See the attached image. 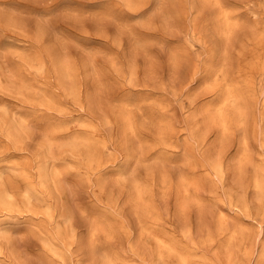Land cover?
<instances>
[{
    "label": "rangeland",
    "instance_id": "1",
    "mask_svg": "<svg viewBox=\"0 0 264 264\" xmlns=\"http://www.w3.org/2000/svg\"><path fill=\"white\" fill-rule=\"evenodd\" d=\"M7 2L11 3V0ZM191 2L164 0V7L172 17L166 26L170 36L169 56L177 65V91L181 87L186 88L195 98L192 138L194 146L203 143L207 149L203 161L193 163L182 181H178L177 175L172 172L152 167L150 195L144 193L142 180L134 197L129 196L127 185L113 195L118 197L121 215L132 233V239L125 242V247L128 242L133 243V247L139 244L138 251L145 261H158L159 264H238L245 251L264 247V165L260 162L257 147L264 140V97L260 96L264 42L258 34L242 33L235 27L231 15H220L212 7L215 0H196L194 8ZM223 6L227 10L232 5ZM8 27L0 20V31ZM153 27L156 32L159 31V25L150 26ZM205 43L216 58L217 69L214 74L206 76L202 75L203 69L193 56ZM123 46L127 47L126 41ZM99 53L112 55L104 49H88L81 55L86 59L95 55L100 65L103 60ZM54 55L50 49L34 50L11 45L6 40L0 41V151L9 149V137L26 141L25 146L35 140L47 144L44 151L49 155L61 156L69 161L86 159L91 169H97L106 163L103 153L111 151V146L106 143L105 137L93 141L89 125H94V121L80 119L81 127L74 128L68 120L60 121L56 115L59 109L71 111L73 98L77 95L87 110L85 99L92 89L80 79L83 75L81 56L72 52L67 57L63 71L71 75V80L64 81L56 77L50 67V57ZM149 56L153 57V67L159 80L154 91L137 95L155 101L158 112L167 109V113L180 119L178 107L165 103L162 95L167 88V76H160L163 62L154 53L150 52ZM116 63L118 67H124L119 61ZM136 64L135 82L142 84L143 56L137 58ZM100 80H104L103 74ZM149 87L153 85L149 84ZM110 95L115 97L117 93ZM211 97H217L218 101L209 105L207 101ZM18 103L24 105L23 112L16 111ZM124 103L129 109L124 116L135 127L144 109L141 108L140 113L135 110V105L140 103L137 100ZM34 111H42L47 117L46 122L33 121L31 114ZM102 115L110 121L115 119L110 110L103 111ZM22 121H27V124ZM156 122L157 135L167 138L179 131L174 123L170 130L167 122L159 116ZM233 122H242L246 128V145H242L240 133L233 131ZM115 132L119 133L118 126ZM183 138L181 133L180 139ZM174 147L181 146L174 144ZM8 155L17 161L24 176L9 177L5 183L7 192L0 195H6L21 211L45 213L46 218L55 224L57 218L52 208H35L24 199L26 184L40 179L39 173H33L39 162L34 164L30 155L20 157L11 152ZM150 156L151 153L145 156L146 164H152ZM143 174L147 176L149 170ZM104 179L115 183L119 177L109 174ZM92 182H96L94 178ZM110 191L106 185L100 193L105 201ZM130 198L134 200L132 206L126 203ZM78 202L85 207V201ZM133 207L139 213L135 218ZM108 222L113 223V220ZM153 224L157 227L150 226ZM58 227L63 229L64 225ZM100 227H106L103 220ZM72 228L75 230L74 239L78 240L80 229L75 222ZM69 237H72L71 232L66 236L60 231L57 235L54 230L52 237L43 242L32 240L19 252L14 264H31L38 248L45 251L54 264H67L60 239ZM45 244L49 245L48 249H44Z\"/></svg>",
    "mask_w": 264,
    "mask_h": 264
},
{
    "label": "clouds",
    "instance_id": "2",
    "mask_svg": "<svg viewBox=\"0 0 264 264\" xmlns=\"http://www.w3.org/2000/svg\"><path fill=\"white\" fill-rule=\"evenodd\" d=\"M195 4L196 0H192L191 7L194 8ZM224 4L232 6L225 10ZM212 7L220 15H231L235 27L242 33L258 34L264 42V0H215ZM171 19L164 7V0H11V3L0 0V20L9 25L6 30L0 31V41L6 40L11 45L34 50H52L55 55L50 57V67L55 76L64 81L71 80V75L63 71L67 57L72 52L81 56L83 75L80 79L92 89L85 99L87 110L77 95L73 98L71 111L59 109L56 115L60 121L68 120L74 128L81 127L80 119L94 121V125H89V135L93 141L105 137L106 143L111 146V151L103 153L106 163L93 170L86 159L69 161L61 156L49 155L44 151L47 147L44 142L34 140L25 146L26 141L9 137V149L0 151V193L7 192L5 183L9 177L24 176L17 161L8 153H16L20 157L30 155L34 164L39 162L33 173H39L40 179L26 184L24 199L35 208H52L57 219L53 224L43 212L29 214L21 211L6 195H0V264H14L19 252L30 241L43 242L52 237L54 230L57 235L60 231L66 236L72 233V237L60 239L62 255L67 264H159L158 261H145L138 251L139 244L133 247V243L128 242L125 247V242L131 241L132 233L121 215L118 197L113 193L122 191L127 185L129 196L134 197L142 180L144 193L150 195V170L154 166L164 169L166 173L176 174L178 181H182L189 167L203 161L207 151L203 143L193 145L195 98L186 88L181 87L177 91V65L169 56L170 36L166 26ZM151 25H159V31L150 28ZM29 32L32 34L29 35ZM125 41L127 47L123 46ZM88 49H104L112 55L99 53L103 64L98 65L95 55L87 59L81 55ZM150 52L163 62L160 76H167V88L162 95L165 103L178 107L180 119L167 113V109L158 112L155 101L137 95L154 91L159 80ZM140 56L144 58L142 84L135 82L136 61ZM193 56L203 69L202 75L216 72V58L207 43L202 44L200 51L194 52ZM117 61L124 67H118ZM101 74L103 81L100 80ZM149 84L153 87L150 88ZM228 90L231 91V88ZM55 91L59 92V89ZM113 92L117 93L115 97L110 95ZM260 96L264 97V75L260 80ZM133 100L140 102L135 105L138 113L141 108L144 109L135 127L124 116V112L129 111L128 104L124 102ZM217 101V97H211L207 104ZM105 110H110L115 118L113 121L102 115ZM16 111L23 112L24 105L18 103ZM157 116L167 122L170 130L173 123L176 125L179 131L175 136L165 138L156 134ZM31 119L44 123L47 117L42 111H34ZM22 123L27 124V121ZM116 126L119 127L118 134L115 132ZM233 131L240 133L241 143L246 145L247 130L243 123L233 122ZM181 133L184 134L183 140L180 139ZM174 144L183 147V151ZM257 147L260 162L264 165V140ZM148 153H151L149 159L152 164L144 162ZM145 170H149L147 176L143 174ZM109 174L118 176L119 180L115 183L105 180L104 176ZM93 178L95 183L92 182ZM106 185L111 189L106 194L107 201L100 195ZM78 201H85V207ZM126 203L132 206L134 200L130 198ZM132 215L133 218L139 215L134 207ZM101 220L105 228L100 227ZM109 220H113V223H109ZM73 222L80 229L78 240L74 239ZM60 224L64 225L63 229L58 227ZM150 226L157 227L155 224ZM48 248L49 245L45 244L44 249ZM31 264L54 262L38 248ZM238 264H264V247L245 251Z\"/></svg>",
    "mask_w": 264,
    "mask_h": 264
}]
</instances>
